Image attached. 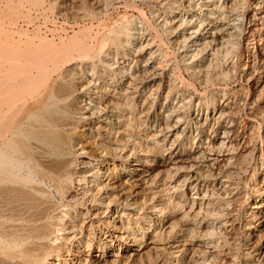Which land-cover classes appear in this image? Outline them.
I'll list each match as a JSON object with an SVG mask.
<instances>
[{
	"label": "bare ground",
	"instance_id": "6f19581e",
	"mask_svg": "<svg viewBox=\"0 0 264 264\" xmlns=\"http://www.w3.org/2000/svg\"><path fill=\"white\" fill-rule=\"evenodd\" d=\"M5 1L0 264H264V0Z\"/></svg>",
	"mask_w": 264,
	"mask_h": 264
},
{
	"label": "rangeland",
	"instance_id": "374dc122",
	"mask_svg": "<svg viewBox=\"0 0 264 264\" xmlns=\"http://www.w3.org/2000/svg\"><path fill=\"white\" fill-rule=\"evenodd\" d=\"M0 4V11L2 10V8L4 9L2 10L3 12L1 11L2 13L0 12V16L5 17L6 14H8V12H6V10H8V5L6 4L5 0H0ZM19 4H16L18 7L14 6V9L12 12H10V14H12L13 18L18 19L20 25L24 24L23 21L30 19L32 22V27L30 28L31 30L38 28L42 35L55 39L56 41H59L60 36L67 35L66 37H68L73 34L70 27L71 23L66 21L65 18L63 19V17L57 15L56 11L54 12L55 9L52 7L50 8V4L48 2L44 3L45 5L43 6H35L32 3L27 2L26 0H24L22 4ZM15 7L16 9H18L15 10ZM111 11L115 12V9L112 7ZM63 21H66L67 23ZM246 82L247 80L244 79H232L229 85L237 89L240 87H247V85L249 86L250 82ZM243 187L245 188V186Z\"/></svg>",
	"mask_w": 264,
	"mask_h": 264
}]
</instances>
